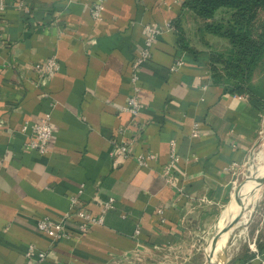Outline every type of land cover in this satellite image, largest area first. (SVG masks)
Segmentation results:
<instances>
[{"label":"crops","instance_id":"1","mask_svg":"<svg viewBox=\"0 0 264 264\" xmlns=\"http://www.w3.org/2000/svg\"><path fill=\"white\" fill-rule=\"evenodd\" d=\"M1 1L0 264H25L31 245L47 253L39 264H202L203 244L243 190L238 174L263 138L264 91L226 90L208 53L189 42L195 14L185 0H104L100 21L91 15L97 0ZM146 25L162 33L141 65L143 109L133 119L126 104ZM181 31L205 57L186 52ZM51 57L60 71L40 79L36 67ZM45 113L53 138L41 155L23 127ZM131 139L129 158L112 155L113 141ZM173 144L178 161L165 177ZM148 154L156 160L140 166ZM74 197L94 215L110 198L115 208L86 234L71 223V239L39 233L38 220L61 218ZM229 239L226 264H264V215L244 239Z\"/></svg>","mask_w":264,"mask_h":264},{"label":"built area","instance_id":"2","mask_svg":"<svg viewBox=\"0 0 264 264\" xmlns=\"http://www.w3.org/2000/svg\"><path fill=\"white\" fill-rule=\"evenodd\" d=\"M5 10V3L0 0V11ZM104 11V0H97L91 9L92 18L95 21H100ZM145 31V44L143 50L139 53L136 60L132 65V77L131 83L133 87V94L128 99L126 104V111L136 119L142 109L143 105L140 101L139 94L140 88L139 82V72L141 65L144 61L151 58L152 47L156 39L161 35V29L152 25H146L144 27ZM179 66L182 63H178ZM61 69L58 60L55 57L47 59L43 64L36 67L38 76L40 79L52 78ZM23 131L28 132L29 140L27 147L37 152L38 154L45 155L49 152V148L53 138V129L51 126V114L45 113L42 115L38 121L31 125L25 124ZM125 130L121 129L120 134H124ZM197 132L194 130L193 136H196ZM134 140H124L121 143L113 141V151L112 155H119L124 158H129L132 155ZM156 160V156L153 154H148L144 156H138L137 162L140 166H147L148 161ZM178 161V157L175 152V145H172V154L169 164L166 166L163 175L165 177L169 176L174 168L175 163ZM83 186L80 189V193L83 191ZM71 207L70 210L63 215L61 218L52 219L49 217H42L37 222V230L43 236L48 237L53 242H58L65 239L72 238V231L68 227L71 223L76 226L77 233L86 234L90 232L95 226L103 225L104 215L115 208V200L110 198L105 202H101V212L100 214L94 215L91 212L78 207V198H72L70 200ZM161 213V211H159ZM76 232V231H75ZM47 258V253L39 251L35 246L31 245L26 253V263L25 264H39L45 261Z\"/></svg>","mask_w":264,"mask_h":264},{"label":"rangeland","instance_id":"3","mask_svg":"<svg viewBox=\"0 0 264 264\" xmlns=\"http://www.w3.org/2000/svg\"><path fill=\"white\" fill-rule=\"evenodd\" d=\"M236 15L237 13L235 11L220 9L216 13L215 17L212 19L203 20L195 15V17H192L188 20L189 25H188L187 37L189 39V42L193 47L197 48L199 51L208 53V55H211V58L213 57L216 61H219L220 63L222 62V64L217 66L216 68L218 72H220L223 76H226L225 70L222 69V66H224V60H229L230 58H232L234 53H236L237 51L236 48L233 47L232 39H231L233 37L232 36L233 26L236 25L237 20H239V18H236ZM247 21L248 18H245L241 24L242 29L244 30L243 33L246 34L247 36L245 39L248 40V32H251L253 39L255 38L259 39V37L261 36V32L264 29V7L259 9L257 20L255 23L251 25L250 28L246 26ZM207 26H213L219 28V32L222 36L213 35L209 33L206 30ZM250 82H251L250 86L253 87L254 92H260L262 90L264 91V56L260 59L257 68L253 71L250 78ZM244 89H245L244 93L249 95H254L252 91L246 89V86ZM261 157L264 159V134L257 150L254 152L250 164L245 166L242 169V171H240V173L238 174L237 183H242L244 181H247L246 184L243 186V190L241 191V197L245 194L247 190H249L250 177L252 176V174H257L259 173L258 171L260 170V168H264V166L262 167L264 161L261 160ZM260 192H261L260 199H258L257 202H255L252 208L250 207L252 213L250 214L248 223L246 225L243 224L237 225L234 233L231 235L229 239V242L230 240H233L234 235H236L241 228L244 227L248 228V224L251 222V220L254 219V217L257 216L260 217L264 215V184L261 186ZM229 203L225 206L224 210L227 208ZM217 227L218 224L216 226V230ZM210 240H211V236L207 239L205 244H203V248L201 250V255L199 258L201 259L202 264H208L206 249L210 243ZM227 245H229V243ZM224 252H223V256L226 261L227 256ZM222 259L223 257L218 256V263ZM215 261H217V259H215ZM151 263H152L151 261L147 260V261H138L135 264H151Z\"/></svg>","mask_w":264,"mask_h":264},{"label":"trees","instance_id":"4","mask_svg":"<svg viewBox=\"0 0 264 264\" xmlns=\"http://www.w3.org/2000/svg\"><path fill=\"white\" fill-rule=\"evenodd\" d=\"M262 7H264V0H185L183 3V8L192 11L197 17L203 20L214 18L220 9L232 10L237 13L236 18H239V20H237V24L233 26V37L231 38L233 47H235L237 51L234 50L236 53H234L232 58L224 60L222 69L225 70L226 76H223L216 68L221 65L222 62L220 63L213 57L211 58V55L200 54L203 57H205V55L207 56L209 64L212 65V70H214L217 79H219V81L223 80L226 90L231 93L244 94L245 86L246 89L254 92L253 87L250 86V78L253 71L257 68L260 59L264 56V29L259 39H253L251 32H248L247 40L245 39L247 36L243 33L244 30L241 24L245 18H248L246 26L250 28L251 25L256 22L258 11ZM178 27L179 25H176V28ZM206 30L213 35H221L219 28L207 26ZM180 40L183 48L188 54L194 57L199 55L196 50L190 48L186 44V39L182 31L180 32Z\"/></svg>","mask_w":264,"mask_h":264},{"label":"bare ground","instance_id":"5","mask_svg":"<svg viewBox=\"0 0 264 264\" xmlns=\"http://www.w3.org/2000/svg\"><path fill=\"white\" fill-rule=\"evenodd\" d=\"M261 160L264 161V159L261 157ZM262 163V162H261ZM262 165V164H261ZM264 166V162L262 167ZM259 173L255 174L254 178H259L258 182H255V180H250V187L249 190L245 192V194L241 197V201L247 206L250 205L251 208L254 206L255 202H257L258 199L261 197V192L260 188L263 185V180L261 179V176L264 175V168H260L258 171ZM261 202V201H260ZM254 208V207H253ZM255 211V210H254ZM252 213V210L250 209L249 211L245 212H240V203L238 204L235 202L229 211L218 223V227L221 228L223 227L226 223L230 222L231 220L235 218H241V221L239 220L237 225L243 224L246 225L249 221L250 214ZM248 229V228H247ZM246 234V228H241L238 231V239H244ZM229 239V234L224 235L216 245V247L213 249L212 253L209 255L210 257H215L217 258L216 262H213L212 264H218V255L223 252L224 248L226 247V244Z\"/></svg>","mask_w":264,"mask_h":264},{"label":"water","instance_id":"6","mask_svg":"<svg viewBox=\"0 0 264 264\" xmlns=\"http://www.w3.org/2000/svg\"><path fill=\"white\" fill-rule=\"evenodd\" d=\"M255 174H252V176L250 177V180H255V182H258L259 178H254ZM260 180H263V183H264V175L261 176V179ZM241 193L237 194L236 195V198H235V201L239 204L240 203V212H245V211H248L250 210V205H245L242 201H241ZM240 220V219H239ZM237 224H238V218H235L233 220H231L230 222L226 223L223 227L219 228L217 227V230L215 231L211 241H210V244L212 247H216V245L218 244L219 240L226 234H229V237L232 235L233 231L235 230V228L237 227ZM227 245V244H226ZM218 256H221L223 257L222 260H220V262L218 264H226V261H225V258L223 256V252H221L220 255Z\"/></svg>","mask_w":264,"mask_h":264}]
</instances>
